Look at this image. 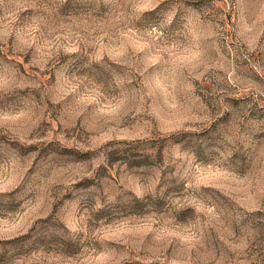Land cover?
Masks as SVG:
<instances>
[{
	"label": "rangeland",
	"instance_id": "obj_1",
	"mask_svg": "<svg viewBox=\"0 0 264 264\" xmlns=\"http://www.w3.org/2000/svg\"><path fill=\"white\" fill-rule=\"evenodd\" d=\"M0 264H264V0H0Z\"/></svg>",
	"mask_w": 264,
	"mask_h": 264
}]
</instances>
